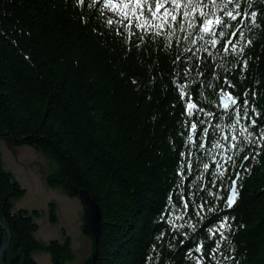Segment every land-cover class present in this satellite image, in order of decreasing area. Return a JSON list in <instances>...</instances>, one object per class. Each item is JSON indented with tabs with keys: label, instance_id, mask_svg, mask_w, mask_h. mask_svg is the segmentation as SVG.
I'll list each match as a JSON object with an SVG mask.
<instances>
[{
	"label": "trees",
	"instance_id": "16d2710c",
	"mask_svg": "<svg viewBox=\"0 0 264 264\" xmlns=\"http://www.w3.org/2000/svg\"><path fill=\"white\" fill-rule=\"evenodd\" d=\"M242 1L214 45L188 19L146 34L89 0H0V140L44 157L48 188L97 203L85 264H264V0ZM229 93L238 105L220 111ZM24 195L0 157L2 264H36L35 252L72 264L63 230L43 243L41 213H13Z\"/></svg>",
	"mask_w": 264,
	"mask_h": 264
},
{
	"label": "rangeland",
	"instance_id": "374dc122",
	"mask_svg": "<svg viewBox=\"0 0 264 264\" xmlns=\"http://www.w3.org/2000/svg\"><path fill=\"white\" fill-rule=\"evenodd\" d=\"M0 154L4 169L12 173L21 188L26 191L24 197L14 203L13 212L39 211L42 216L35 221L38 231L34 236L43 242L52 240L62 242L60 230L64 229L71 239L70 246L75 255L74 264H84L90 255L91 247L81 233L80 204L73 198L63 195L59 190L47 188L43 176L48 170V163L33 149L20 147L11 150L5 142L0 141ZM50 203L56 206L58 218L56 225L48 221L47 206ZM32 258L37 264H50L51 262L50 256L45 253H34Z\"/></svg>",
	"mask_w": 264,
	"mask_h": 264
},
{
	"label": "snow or ice",
	"instance_id": "6c2138e0",
	"mask_svg": "<svg viewBox=\"0 0 264 264\" xmlns=\"http://www.w3.org/2000/svg\"><path fill=\"white\" fill-rule=\"evenodd\" d=\"M77 2L83 4L84 0H77ZM233 2L234 0H219L218 3L217 0H210L212 7H223L225 9V15L230 19L235 20L240 13L227 10V5ZM168 4L173 5V11H168L166 9V5ZM104 6L121 17L119 23L124 24V22L127 21L126 26L134 24L135 27L145 31L151 30V28L155 26L154 23L150 24L149 21L154 22L157 19L162 20V23L159 24V27L161 28L169 21L177 22L174 10L180 7L185 9L183 16L190 22L196 20V17L192 14L199 10V16L201 18L199 21V27L205 33L212 34L214 28L219 27L222 29L227 25V21L221 16L216 15L214 12L203 11L205 7L209 6L205 3V0H186V2L185 0H104ZM237 7H239L238 4ZM161 9L165 10V14L162 18L160 17ZM245 15H247V13ZM255 15L254 12L251 13L253 19L255 18ZM112 22L111 19L108 20L109 24ZM189 26H192V24L190 23ZM129 31H131V27H129ZM220 34L223 35V31H221ZM228 95L231 97L230 93ZM233 102H235L234 99ZM188 107L192 108L194 105L189 103ZM252 123L256 124V121L253 120ZM192 127L195 128L196 125L193 124ZM205 167H207V165H205Z\"/></svg>",
	"mask_w": 264,
	"mask_h": 264
},
{
	"label": "water",
	"instance_id": "95a60500",
	"mask_svg": "<svg viewBox=\"0 0 264 264\" xmlns=\"http://www.w3.org/2000/svg\"><path fill=\"white\" fill-rule=\"evenodd\" d=\"M228 103H229L228 99H222V107L228 106ZM73 194L78 196L81 204L85 207L84 216H83V221H84L83 233L91 237L94 240V243L97 244L102 231V217H101L100 208L97 205V203L94 201V199L87 192L73 190ZM235 197H236L235 182H233V187L230 190L228 197V203L230 206L233 205ZM0 227L6 232V237L0 249V262H1L3 254L8 248L10 236L8 229L1 221H0ZM55 264H60V263L56 260Z\"/></svg>",
	"mask_w": 264,
	"mask_h": 264
}]
</instances>
